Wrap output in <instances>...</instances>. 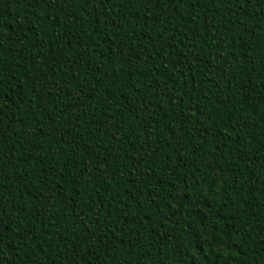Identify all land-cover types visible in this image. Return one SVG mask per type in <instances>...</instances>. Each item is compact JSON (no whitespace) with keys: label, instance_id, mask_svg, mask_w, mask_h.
Instances as JSON below:
<instances>
[{"label":"trees","instance_id":"1","mask_svg":"<svg viewBox=\"0 0 264 264\" xmlns=\"http://www.w3.org/2000/svg\"><path fill=\"white\" fill-rule=\"evenodd\" d=\"M0 264H264V0H0Z\"/></svg>","mask_w":264,"mask_h":264}]
</instances>
